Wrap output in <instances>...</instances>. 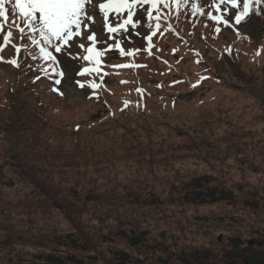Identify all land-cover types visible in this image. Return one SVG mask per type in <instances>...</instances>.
Wrapping results in <instances>:
<instances>
[{
	"label": "rangeland",
	"instance_id": "374dc122",
	"mask_svg": "<svg viewBox=\"0 0 264 264\" xmlns=\"http://www.w3.org/2000/svg\"><path fill=\"white\" fill-rule=\"evenodd\" d=\"M102 2L96 0L97 7L89 9L96 23L83 32L80 42L84 45L93 31L99 47L110 40L98 8ZM197 2L211 4L212 0ZM145 7L133 15L141 24ZM220 7L221 11L225 9ZM231 15L228 9L226 18ZM255 17L249 15L238 29L264 41V25ZM109 19H113L111 13ZM135 31L140 34L135 35L129 26L127 34L116 36L125 38L124 45H133L132 40L142 43L141 36L147 29L138 26ZM81 49L77 44L54 53L66 72L61 86L66 109L81 104L87 112L71 120L66 110L62 120H57L61 125L87 122L103 110L84 101L83 91L74 80L77 60L73 57L79 59ZM243 59L239 69L255 77L250 89L209 83V90L193 91L176 85L182 92L177 104L181 113H173L172 119L185 124L180 126L181 131L168 132L161 116L153 114L147 117L148 122L141 121L146 126L139 129L142 137L152 132V143L144 147V154L108 152L111 139L101 135L80 141L76 149L64 152L58 141L48 143L44 139L32 146V159L24 161L25 172L39 180L31 186L17 182L8 169L14 159L9 156L6 163V156L0 153V264H12L7 261L12 256L19 264L70 256L83 264H221V254L235 255L230 239L264 241V67L260 68L264 59L259 65L258 61ZM186 69L190 70V62H184L182 70ZM3 78L0 71V81ZM113 87L116 91L111 92L108 102L118 106L121 86ZM207 96L212 97L201 99ZM207 107L209 111L204 110ZM197 112L204 115L196 118ZM113 122L108 129L118 128V122ZM81 134L87 135L85 131ZM2 141L4 136L0 134ZM54 148L60 153L45 156V151ZM191 179H204L203 189L217 190L214 186L225 185L235 197L234 202H187L184 187ZM10 181L14 187L7 186ZM72 242L80 248L73 250ZM255 246L253 243L249 251L252 258L264 262V251L259 252L261 248ZM205 256L210 259L202 261L200 258Z\"/></svg>",
	"mask_w": 264,
	"mask_h": 264
},
{
	"label": "trees",
	"instance_id": "16d2710c",
	"mask_svg": "<svg viewBox=\"0 0 264 264\" xmlns=\"http://www.w3.org/2000/svg\"><path fill=\"white\" fill-rule=\"evenodd\" d=\"M199 6L203 9V14L198 12L196 15L192 14L189 3L181 7L179 11L173 6L169 8H164L163 5L158 6L162 13H168L169 16L167 21L161 20V31L164 34L160 35L158 32L157 35L152 37V55L144 51L141 44L135 41L133 50L139 49L140 51L134 52L131 57L128 55L121 56L119 50L115 47L109 48V45H114V43H107L103 47H99L98 43L89 44L88 47H93L94 51L100 52V55L96 57V60L99 61L98 64L81 60L83 56L88 55L86 50L81 52V58L77 62L75 79L85 84L83 88L84 101L94 104L90 106L96 107L95 105H97V109H103L101 113L91 115L87 122L79 120V122H74L72 125L71 123L70 125L67 123L61 125V122H57L58 119L62 120L61 117L66 110H69V116L72 120L83 113H87L86 107L82 110L81 104H79L66 109L64 105L65 96L51 90L55 87L54 79L56 77L36 70L43 62L33 61L23 52L18 58L20 61L19 68L0 62V71L4 74L3 80L0 81V134L4 136V141L0 142V153L1 156H6V163L9 156L14 159V161L10 160L11 164H8V169L16 175L17 182L20 183L19 180H21L25 184L36 185V178L34 179L25 172L24 168L26 167L24 164L28 159H32L29 155L30 150L35 148L32 146H37L44 139L46 142L49 140L48 143L58 141L61 152H64L71 151L73 148L76 149L80 141H90L101 135L102 138L111 139L108 148L110 146L112 148L107 149L108 152L121 150L129 155H133L132 152H140V155L144 154V147L152 143L149 141L152 132L149 130L142 137V130L139 131V129L146 126L140 123L141 121L148 122L147 117L153 114L161 116L162 124L168 129V132L171 129L180 130V126L185 124L183 121L177 123L178 120L172 119L173 113L178 111L177 106L179 105L177 104L180 102V95L182 94L176 89L178 84L184 85L185 88L188 87L193 91H200L204 88L209 90V83L221 86L228 83L237 88H252L251 85L254 83L252 80L255 77L252 76L253 73L248 75L239 69L243 59L241 57L251 63L258 61L259 65L261 60L264 59V41H257L253 35L244 31H239V35H237V32L229 30L223 23L209 20L207 8L202 4H199ZM252 8L253 10L250 13L256 15L261 26H263V5L256 7L253 5ZM8 9L10 18H14L11 17L10 4ZM169 24L172 26L171 31L167 30ZM8 27L9 25L5 26V32ZM217 28L220 29L219 32L216 31ZM262 32H264V28H262ZM12 42L20 43L18 32L14 31ZM0 43H3L2 37H0ZM173 49H177V51L173 52ZM257 51H259V55H257ZM0 56H3L6 61L16 57L17 54L9 44L3 51H0ZM245 59L243 60L246 61ZM186 61L190 62V70H182ZM127 63L146 65V67H111ZM85 67L97 68L98 71L84 76L77 75ZM262 67L264 66H260V68ZM119 75H122V77ZM37 76L40 77L39 80L35 79ZM201 76L206 77V79L200 81L193 88L192 84L196 83ZM101 77H103L102 81ZM89 81L99 83L101 86L96 89L89 88L87 86ZM121 81H127V83H121ZM174 81H180V83H173ZM113 83L115 86H121V90L118 92V106L108 102L111 92L116 91ZM157 85L161 86L157 87ZM138 87L144 90L143 93L135 91ZM105 96H107L106 100L104 99ZM211 97L207 96L201 99L205 100ZM125 100L129 101L127 107L124 106ZM182 110L184 111V109ZM204 110L209 111L210 109L207 107ZM178 112L181 113L180 110ZM201 115L204 114L197 112L196 118ZM183 117L188 118V115ZM126 118H130L129 122L125 121ZM113 121L118 122V128L108 129L109 126H112V123L115 124ZM84 127L85 129H83ZM83 131L86 132V136L81 134ZM65 133H67L66 136ZM63 136L66 139L64 143L61 142ZM72 143H75L74 147H72ZM49 151H45V156L60 153L55 148ZM63 154L68 156L69 153ZM38 155L40 154H36V156ZM6 163H3V165L5 166ZM30 167L32 168L31 165ZM204 182V179H191L190 183L185 185L183 197L187 202L192 204L213 202L232 204L234 202L235 197H232L231 192L225 185L214 186L217 190H213V187L212 189H203ZM13 185L14 183L10 181L7 186ZM196 188L199 189L197 192L192 191ZM34 189L37 190V186ZM229 241H232L235 255L232 256L229 253L227 257H224L221 254L218 259L221 264H264V262L252 258L249 251L253 247L247 240L230 239ZM68 242L71 241L68 240ZM263 242V240L255 242V247L261 248L259 252L264 251ZM66 244L68 245V243ZM74 244L73 242L70 244L73 250L80 248ZM88 249L87 247L83 250ZM9 255L11 257L12 254ZM11 258L7 261L12 264H19L20 261L17 260L16 256ZM200 259L205 261L210 258L205 256ZM194 260L196 261V259ZM63 261L66 264H83L71 256L69 258L47 257L38 264H62ZM196 263L198 262L196 261ZM160 264L164 263L161 262Z\"/></svg>",
	"mask_w": 264,
	"mask_h": 264
},
{
	"label": "snow or ice",
	"instance_id": "6c2138e0",
	"mask_svg": "<svg viewBox=\"0 0 264 264\" xmlns=\"http://www.w3.org/2000/svg\"><path fill=\"white\" fill-rule=\"evenodd\" d=\"M188 3H191L193 15L198 12L203 14V9L198 5L197 0H104V2L98 4V8L102 14L103 27L108 33L109 39H113V34H127L129 26L135 35L140 34L135 31L138 26L146 28L150 34L144 36V39L148 41V47L144 51L152 55V37L157 35L158 32L160 35L164 34L161 31V20L167 21L169 16L168 13H162L158 6L163 5L164 8L173 6L179 11L181 7ZM262 3H264V0H243L242 10H237L234 14V20L230 21L229 18H226L228 17V9L225 8L221 11L220 6L231 5L233 9H237L238 0H212L209 7L214 8L219 15H213L210 11L208 12V19L223 23L226 27H233L237 31V35H239V30L235 26L241 25L242 21L249 16L250 11L253 10V5L259 6ZM9 4L11 5V17L14 18L9 16V9L6 7ZM145 5H149L147 8L148 23L141 24L139 20L133 19V15L143 9ZM96 7V0H0V37H2L3 41V43H0V51H3L7 45L11 44L17 54L16 57L6 61L3 56H0V62L19 68L20 61L18 58L22 52L33 61L43 62L36 70L56 77L54 79L56 87L51 90L63 96L65 93L61 91V86L66 72L60 67V62L54 53H62L77 44H79L80 48H85V45L80 41L83 39V32L90 31V25L96 23L94 16L89 14V9L94 10ZM153 10H155V14ZM125 11H127L126 18L123 16ZM110 13L113 16L111 22L109 19ZM6 25H9V27L5 32ZM167 30H172L170 24L167 26ZM14 31L19 33V44L12 42ZM216 31L219 32L220 29L217 28ZM96 36L97 33L93 31L87 36V39L93 44L100 43ZM121 45L122 41L115 39L114 45H109V48L115 47L119 50L121 56L128 55L130 57L133 56L134 52L140 51L139 49H130L125 52ZM85 50L88 55L83 56L82 59L98 64L99 61L96 60V57L100 55V52L94 51L93 47H87ZM175 51L177 49H173V52ZM257 55H259V51H257ZM73 58L76 59L78 57ZM29 67L31 68L32 66L30 65ZM111 67L140 68L146 67V65L127 63ZM95 71H98V69L85 67L77 75L84 76ZM35 79L39 80L40 77L37 76ZM204 79L206 77H199L196 83L192 84V87L195 88ZM102 80L103 77H101ZM121 83H127V81H121ZM173 83H180V81H174ZM76 84L81 89L85 87V84L79 80L76 81ZM87 86L96 89L101 85L89 81ZM160 86L157 85V87ZM135 91L143 93L144 90L138 87ZM128 104L129 101L125 100L124 106L127 107Z\"/></svg>",
	"mask_w": 264,
	"mask_h": 264
},
{
	"label": "water",
	"instance_id": "95a60500",
	"mask_svg": "<svg viewBox=\"0 0 264 264\" xmlns=\"http://www.w3.org/2000/svg\"><path fill=\"white\" fill-rule=\"evenodd\" d=\"M249 244H253L254 243V240H250L248 241Z\"/></svg>",
	"mask_w": 264,
	"mask_h": 264
},
{
	"label": "bare ground",
	"instance_id": "6f19581e",
	"mask_svg": "<svg viewBox=\"0 0 264 264\" xmlns=\"http://www.w3.org/2000/svg\"><path fill=\"white\" fill-rule=\"evenodd\" d=\"M254 243H255V241H254Z\"/></svg>",
	"mask_w": 264,
	"mask_h": 264
}]
</instances>
